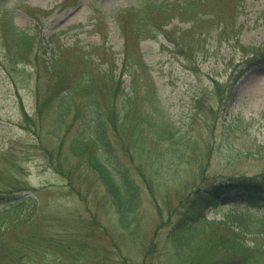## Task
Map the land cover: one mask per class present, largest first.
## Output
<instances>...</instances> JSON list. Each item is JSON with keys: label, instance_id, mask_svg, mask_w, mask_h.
<instances>
[{"label": "trees", "instance_id": "obj_1", "mask_svg": "<svg viewBox=\"0 0 264 264\" xmlns=\"http://www.w3.org/2000/svg\"><path fill=\"white\" fill-rule=\"evenodd\" d=\"M243 1L142 0L131 6L126 9L125 20L118 21L123 39L120 51L123 60L118 76L114 74L115 52L104 42L88 51L76 44L66 48L57 46L53 57L46 61L47 46L40 32L39 38L35 34H26L13 25L8 9L0 12L3 70L9 77L11 71L19 72L18 69L28 75V70H23L26 66H31V70L36 72L33 112L28 115L22 104L19 110L22 127L34 136V142L37 141L35 148L40 146L54 171L63 177L65 187L69 188L68 202L73 203L68 210L56 211L53 219L65 226L77 219L78 239L56 243L63 254L75 253L73 251L78 246L81 250H89L98 244L104 249L118 248L121 251L120 243L126 244V234L122 229L112 224L103 225L100 221L104 215L102 207L96 197L87 192L89 188L90 193L92 190L96 195L97 191L102 202L106 201L116 215L119 228L134 221L142 209L143 196L149 197L153 206L152 234L166 227L164 242L168 250L166 256L158 257L161 261L174 259L177 264H264V171L252 175L223 171L208 174L211 165L221 167L222 163L217 161V157L216 162L211 161L212 148L207 138L198 135L201 143L186 140L181 131L183 121L180 122L161 104L150 69L139 50L140 41L154 40L161 35L172 46L171 52L181 57L183 66L196 75H200L197 58L203 56L205 49L213 51L221 46L230 47L233 53L232 62L229 60L231 66L236 61V54L237 66L261 61L257 50L260 47L244 46L239 42L242 26L238 15ZM19 5L37 21L40 16L50 14L39 8ZM174 19L188 26L172 25ZM98 22L105 24L102 17L96 19ZM215 30L216 43L210 47L207 40ZM94 55L98 62L92 58ZM7 63L12 65L11 71L5 66ZM101 64H106V68L102 69ZM39 66L46 72L42 81L37 77ZM240 68L234 69V73L241 72ZM125 75L129 78L127 90L122 89ZM209 77L210 86H205L193 98L192 111L199 104L201 108L188 117L190 129L201 112L205 114V121L211 120L213 111L203 104L206 94H212L221 108L232 97V92L225 88V83L217 80V75L209 74ZM219 119L214 120L218 122ZM241 121L244 118L238 114L228 123ZM74 124L80 125L78 135L71 131ZM43 128H49L48 134L59 140L52 153L45 145L47 141L43 143L40 136ZM117 153L130 156L128 165L117 169V161L113 159V154ZM247 153L248 150H241L238 156L224 163L234 164ZM188 154L197 155L200 164L198 168L195 166L194 182L180 186L181 178L176 169L181 163L176 162L175 157L185 155L187 160L184 158L182 162L191 164L193 156ZM18 159L15 156L13 162L1 160L0 164V185L6 191L0 190V193L14 196L6 200L0 210V264H22L20 254L27 258L26 262L31 261L28 259L30 254L39 256V243L45 244L48 237L39 231V217L36 216L39 203L30 196H19L29 189L16 176L19 171H24ZM72 159L84 166L83 188L77 186L75 172L68 170ZM166 166L168 169L173 166V171L169 172ZM163 175L169 176L170 180L155 182L154 178ZM95 185L97 188H93ZM223 191L240 193L244 197L240 203L245 206L223 205L220 201ZM248 207L254 210L249 211ZM208 209L213 216L218 214L220 217H208ZM80 210L88 215L86 220L80 217ZM42 213L45 214L44 211ZM147 237L143 234L140 238L144 241ZM155 239L158 240V235L156 238L151 236V240ZM151 240L141 245V264H145L144 257L150 252V247L154 248ZM121 258L123 264H130L126 256Z\"/></svg>", "mask_w": 264, "mask_h": 264}, {"label": "rangeland", "instance_id": "obj_2", "mask_svg": "<svg viewBox=\"0 0 264 264\" xmlns=\"http://www.w3.org/2000/svg\"><path fill=\"white\" fill-rule=\"evenodd\" d=\"M141 1L0 0V12L8 9L12 16L13 25L17 29L23 30L26 34H35L39 38L40 32V37L47 46L46 61L53 57L57 46L66 48L76 44L82 47L84 51H88L90 48L104 42L106 47H110L115 52L116 69L114 74L118 76L120 75L123 60L122 53H120L123 39L119 32L118 21L125 20L126 9ZM152 1L159 2L162 0ZM18 2L31 8L49 11L50 14L43 17L40 16L37 21V19L24 11ZM62 3L66 5L63 6ZM98 17H102L105 24L96 23ZM172 21V25L180 28L188 26L187 23H180L177 19ZM238 21L242 26L239 42L244 46L260 47L261 49L257 50H259V59L261 61L246 62L243 66H237L238 55L236 54L234 55L236 61L231 66L229 60L232 62L233 53H231L230 47L221 46L220 49L213 51L212 49H205L206 52L203 56L199 55L197 58L200 75H196L183 66L181 57L178 56V58L171 52L172 46L170 43H166L161 35L154 40H142L139 43L140 53L150 69L151 80L155 83L161 104L170 113L174 114L180 122L183 121L184 126L181 131L186 136V140L201 143V137L198 135L207 138L212 148L211 161L216 162L215 158L217 157V161L222 163L221 167L211 165L207 170L208 174L223 171L224 173L244 172L252 175L264 171V0H244L240 8ZM169 26L172 27L171 25ZM216 34L217 30L213 31L207 40L210 47L215 46ZM104 36L106 38L105 41H103ZM3 54L4 50L0 47V164L1 160H5V162L7 160L12 161L15 156L20 159H18V163L24 171L23 173L19 171L16 176L25 182V188L29 190L21 192L19 196H30L34 202L39 203V210L36 214L39 217V231L48 236L45 244L39 243V256L35 257L34 254H30L28 257L32 262H26L25 259L27 258L21 257L20 254L22 264H123L121 256H126V260L130 264H141V245L143 242L148 244L152 235L155 238L158 235V240H151L154 248L150 247V252L144 257L146 259L145 264H177L174 259L161 261L162 259L158 258L160 255H167L168 249L164 242L166 227L152 234L154 227L152 223L154 220L152 218L153 206L148 196H143L142 209H137V211L139 210V215L135 216L134 221L122 224L119 228L116 222V215L106 205V201L102 202L103 199L99 192L95 191V195L91 190L92 193H90L89 188H87V192L90 195H94L98 201L97 203L102 207L104 215L99 218L100 221H102L103 225L112 224L116 228L122 229L126 234V244L120 243L119 248L121 251H118V248L114 250L110 248L104 249L98 244L96 248L89 250H81V247L78 246L73 251L75 253L72 254H63L61 252L56 243L61 240L65 242L75 238L77 240L79 233L76 225L77 219L69 226L59 225L53 220L54 214H57L56 211H65L73 206V203L68 202L70 199L69 188L68 186V189L65 187V180L54 171L53 165L48 161V157L40 146L39 149L35 148L37 141L34 142V136L23 129L22 126L24 124L19 113L21 104L28 115L33 112L36 72L31 70V66L23 68V70H28V75L21 69H18L19 72H12V65L7 63L5 66L11 71V76L9 77L2 68V65H4ZM92 58L98 62L95 55ZM100 67L105 69L106 64H101ZM18 68H21V66L19 65ZM41 68L42 66H39V70ZM238 68H240L241 72L234 73L233 70ZM209 74L217 75V80L227 85L225 88L232 92V97L221 108L212 94H206L203 104L207 109H212L211 120L206 119L205 121V114L201 112L198 115V120L196 118V121L192 122L193 128L190 129L187 126L188 117L191 113L194 114L201 108V104H199L192 111L193 98L205 86H210ZM231 74H233L232 77ZM37 77L42 81L46 77L45 70H40ZM230 78L231 80L229 81ZM128 87L129 78L125 75L122 78V89L127 90ZM238 114L244 118V121L238 124H229L228 122ZM218 117L220 119L217 122L214 119ZM79 126V124L77 126L74 124L71 128L74 135L76 133V135L79 134ZM48 132L49 128L45 130L43 128L40 136L43 143L47 141L45 145L52 153L53 149L59 144V140H56ZM241 150H248L249 153L245 157L241 156L243 158L234 164L224 163L226 160L238 156ZM113 155L115 157L113 159L117 161V163L115 162L117 169L122 168V165H128L130 161L129 155L122 156L118 153ZM188 155L193 156L192 154ZM194 157L195 155L190 162L193 160L196 165L182 162L185 155L175 157V161L181 163L176 169L178 176L181 178L180 186L194 182L193 178L196 176L195 166L198 168V164H200L199 157L197 155ZM223 166L228 167L222 169ZM70 169L78 177L77 186H82L83 188L85 186L83 179L85 178L84 166L72 159L68 167L69 171ZM168 170L169 172L173 171V166ZM132 171L135 173L134 170ZM154 180L155 182H165L169 181L170 177L163 175L154 178ZM97 186L95 185L93 188H97ZM0 188H2L0 189L1 191L6 192L4 186L0 185ZM98 189H101V187H98ZM147 195H149V192H147ZM13 197V195L7 193H0V210L7 203L6 200ZM241 200H244V197L236 191H223L220 196L221 203L226 206L238 205L239 207H244L245 204L240 203ZM80 206L84 205L80 204ZM248 208L249 211L254 210L252 207ZM206 214L208 217L213 216L211 209L206 210ZM80 217L86 220L88 215L80 210ZM213 217L219 218L220 215L216 214ZM143 234L148 236L144 241L143 238H140ZM52 244H55V247Z\"/></svg>", "mask_w": 264, "mask_h": 264}]
</instances>
